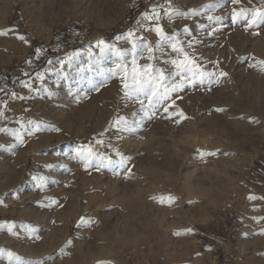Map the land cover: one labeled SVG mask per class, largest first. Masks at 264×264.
Returning a JSON list of instances; mask_svg holds the SVG:
<instances>
[{"label": "rangeland", "instance_id": "rangeland-1", "mask_svg": "<svg viewBox=\"0 0 264 264\" xmlns=\"http://www.w3.org/2000/svg\"><path fill=\"white\" fill-rule=\"evenodd\" d=\"M149 2L0 0V32L7 33L0 35V82L7 77L11 87V78L21 76L37 47L49 49L46 55L53 60L64 54L50 51L57 42L65 51L80 50L71 65H65L66 77L46 81L55 90V101L41 90L27 102L11 105L18 119H22L19 110L26 107L28 118L61 131L42 126L15 148L8 146L6 135L0 136L6 145L0 149V224L14 223L18 232L13 236L6 227L0 228V249L5 250L0 264H9L7 250L20 256L22 264L45 257L46 264H158L159 258L162 264H264L261 225L249 219L264 215V200H246L250 192L264 197V72L249 67L251 57L264 59V26L253 35L241 24L225 20L214 37L201 36L197 52L220 61L228 77L211 91L189 88L182 94L177 105L190 119L177 125L157 118L145 122L144 129L125 134L118 146L130 157L128 164L86 172L71 154L108 127L118 113L128 111L118 107V82L107 79L115 56L94 47L89 58L86 48L97 39L115 43L114 37L136 27L138 11ZM172 2L181 12H196L174 18L177 28L189 23L195 30V22L211 25L207 17L221 14L218 0ZM219 3L223 11L249 6L247 0L234 6L227 0ZM164 26L171 31L168 21ZM17 34L29 43L16 39ZM119 46L127 47L123 42ZM89 76L96 85L107 80V86L95 91ZM15 87L24 91L18 84ZM217 107L226 111L217 113ZM249 116L260 123H250ZM28 147L30 151H25ZM217 149L216 156L200 155ZM49 163L54 165L51 169L42 167ZM129 168L131 175L126 174ZM43 174L47 185L37 191L33 177ZM168 196L176 199L160 202ZM45 197H54L58 204L47 201L48 206L39 207ZM252 207L261 211L252 212ZM81 217L98 223L78 226ZM26 226H34L31 235L38 238L30 239ZM189 227L192 234H174ZM69 239L73 243L58 255Z\"/></svg>", "mask_w": 264, "mask_h": 264}, {"label": "snow or ice", "instance_id": "snow-or-ice-1", "mask_svg": "<svg viewBox=\"0 0 264 264\" xmlns=\"http://www.w3.org/2000/svg\"><path fill=\"white\" fill-rule=\"evenodd\" d=\"M242 0H227L229 5H238ZM248 7L237 9L231 7L229 11H223L224 5L219 3V15H209L208 21H213L211 25L206 22H195V30L191 24L186 23L181 28H177L174 18L195 16V10L179 11L172 0H164L158 3L156 0H150L148 6L138 11L135 20L136 27H130L125 33L114 37L115 43H108L104 39L95 40L86 48L89 58L94 55L93 48H98L100 53L110 50L115 56L114 64L107 70V79L118 82V107L120 112L128 110L126 114H117L110 120L109 126L104 128L100 133L94 135L86 143L79 144L72 149L71 154L83 168L84 171L92 169L96 172L107 169L113 164L126 165L130 157L124 154L119 148L125 134L132 133L136 129H144L145 122H151L157 118L174 121L179 125L182 121L190 119L185 112L178 107L177 101L182 100V94L189 88L204 87L211 91L212 86L220 82L222 78L228 77V72L221 67V62L211 58L203 57L197 52V45L200 44L201 36L214 37L218 31L225 27L224 21L229 20L231 25L241 24L245 31H252L253 35H259L264 26V0H247ZM139 8V4H134ZM168 21L167 31L164 22ZM15 31V29H10ZM6 32H0V35H6ZM154 36L150 40L149 36ZM21 42L28 44L29 41L23 34H17L15 37ZM123 42L127 47H120ZM222 47V45H221ZM65 46L57 42L51 47L53 53L64 52L62 56L58 55L55 60L46 53L49 49L37 47L34 50V59L26 60V69L22 71L21 76L11 78V87H9L8 78L5 77L0 82V136L6 135L9 139L8 146L15 148L23 145L27 138L31 137L34 132L39 131L42 126L50 127L54 132H60L59 127L45 125L39 119H32L26 116L29 111L26 107L19 110L22 119L17 118V111L11 105L17 101L27 102L33 95L38 94L41 90L45 98L55 101V90L46 83L51 76L66 77L63 69L65 65L71 63L80 55V50L65 51ZM242 58V57H241ZM44 60L41 66L40 60ZM253 63L249 67L264 72V59L251 57ZM58 65V67H57ZM104 76L105 73H100ZM92 77L89 76L88 82L92 88L99 92L101 88L107 86V80L102 81L99 85L93 84ZM19 85L24 91H17L16 85ZM58 86V82H57ZM74 94L73 89L69 88L68 95ZM80 93L77 90L75 98L79 101ZM86 95V94H85ZM217 113H223L225 108L217 107ZM131 117V119L129 118ZM245 119L244 116L240 117ZM250 123H260L255 117H247ZM107 136V139L104 137ZM6 145L0 142V149ZM219 149L215 151L201 152V157L216 156ZM67 155V153L65 154ZM229 155V153H224ZM115 157V158H113ZM54 165L49 163L43 165L44 169H51ZM116 173H114L115 175ZM126 174L131 175V169H126ZM33 180L37 182V191H42L47 185V175L43 174L38 177L34 176ZM261 186H264L262 184ZM176 198L172 196L161 197L160 202L172 203ZM264 197L257 196L251 192L246 196L250 203ZM47 201L51 205H57L58 201L54 197H45L38 202L39 207H46ZM3 202L0 201V204ZM252 212L261 211L257 207L250 209ZM254 224L261 225L259 235H264V215L249 217ZM98 221L81 217L78 226L97 224ZM9 234L16 236L18 232L14 231L15 224H0V228H5ZM28 227L30 239H36L31 233L35 232L34 226ZM192 228L184 229V232L176 231L174 234H192ZM69 239L58 255H63L67 247L72 244ZM5 250L0 249V253ZM9 264L13 260L15 264H22V258L7 250ZM47 257L40 260L31 261L30 264H46ZM111 264V262H103Z\"/></svg>", "mask_w": 264, "mask_h": 264}, {"label": "bare ground", "instance_id": "bare-ground-1", "mask_svg": "<svg viewBox=\"0 0 264 264\" xmlns=\"http://www.w3.org/2000/svg\"><path fill=\"white\" fill-rule=\"evenodd\" d=\"M28 150L30 151L29 147L25 149V151H28ZM25 151H24V152H25ZM202 193H203V191H202ZM24 199H25V198H24ZM13 210H14V209H13ZM20 212H21V211H20ZM9 213H10V212H9ZM16 214H17V213H16ZM19 214H20V213H19ZM19 214H18V215H19ZM25 214H26V213H25ZM25 214H23V215L25 216ZM10 215H11V214H10ZM21 215H22V214H21ZM21 215H20V216H21ZM16 216H17V215H16ZM24 218H25V217H24ZM22 219H23V218H22ZM20 221H21V219H20ZM21 222H22V221H21ZM21 224H22V223H21ZM47 235H48V234H47ZM10 239H11V238H10ZM6 240H7V239H6ZM25 240H27V239H25ZM0 241H1V240H0ZM5 244H6V243H5ZM8 246H9V245H8ZM26 248H27V247H26ZM28 248H29V247H28ZM10 249H11V248H10ZM23 250H24V249H23ZM29 250H30V249H29ZM15 251H16V250H15ZM26 251H28V250H26Z\"/></svg>", "mask_w": 264, "mask_h": 264}, {"label": "built area", "instance_id": "built-area-1", "mask_svg": "<svg viewBox=\"0 0 264 264\" xmlns=\"http://www.w3.org/2000/svg\"><path fill=\"white\" fill-rule=\"evenodd\" d=\"M264 209V208H263ZM163 263V258H159L158 260V264H162Z\"/></svg>", "mask_w": 264, "mask_h": 264}]
</instances>
